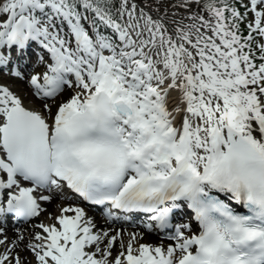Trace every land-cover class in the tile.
I'll return each instance as SVG.
<instances>
[{
	"label": "snow or ice",
	"instance_id": "1",
	"mask_svg": "<svg viewBox=\"0 0 264 264\" xmlns=\"http://www.w3.org/2000/svg\"><path fill=\"white\" fill-rule=\"evenodd\" d=\"M0 248L264 264V0H0Z\"/></svg>",
	"mask_w": 264,
	"mask_h": 264
},
{
	"label": "bare ground",
	"instance_id": "2",
	"mask_svg": "<svg viewBox=\"0 0 264 264\" xmlns=\"http://www.w3.org/2000/svg\"><path fill=\"white\" fill-rule=\"evenodd\" d=\"M50 210H53V211H55L56 209H55V205H48L47 206ZM47 214V213H46ZM90 214H94L93 212H90ZM95 216H96V214H95ZM97 219V223H98V225H100V226H106V227H110L111 228V225H106L105 224V222L104 223H102L101 222V219H99V218H96ZM34 224V223H33ZM33 224H31V225H29V224H27V226H26V232H27V234L28 233H30V232H32V230H33ZM17 228H20V229H22V230H24L23 228H21V227H17ZM119 228H122V227H120V226H114L113 227V229H119ZM124 229V228H123ZM143 230L142 228H140V227H136V229H135V231L136 230ZM25 231V230H24ZM7 233H8V235L11 237V236H13L14 234H15V228H9V227H7ZM127 235H125V237H126ZM148 238L149 239H153V240H158V239H161L162 237H157V236H155V235H153V234H149V236H148Z\"/></svg>",
	"mask_w": 264,
	"mask_h": 264
}]
</instances>
